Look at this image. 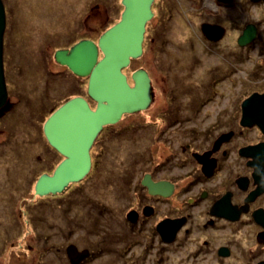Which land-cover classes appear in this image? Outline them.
<instances>
[{
    "label": "rangeland",
    "instance_id": "374dc122",
    "mask_svg": "<svg viewBox=\"0 0 264 264\" xmlns=\"http://www.w3.org/2000/svg\"><path fill=\"white\" fill-rule=\"evenodd\" d=\"M6 1L16 5V10L9 15L4 37L9 104L0 116V264H70L65 247L74 239L84 245L83 238L93 252L96 242L105 250L89 264H155L157 243L153 239L147 241L141 235L131 251L124 248L129 243L122 236L127 233L123 210L134 192H129L127 184L134 175L126 170L137 161L131 167L136 171L140 160L146 161L150 155L166 160L179 149L182 139L173 133L176 129L166 134L160 131L163 117L159 113L179 106L178 112L183 109L178 117L181 122L183 117L195 120L217 83L228 75L227 52L224 57L200 40L196 16L187 3L193 0H156L154 7L162 9L160 23L167 24L161 40L152 45L158 27L155 18L146 31L143 55L125 69L128 75L137 69L150 73L155 104L149 110L130 113L133 115L122 125L113 124V135L105 129L94 149V153L104 150L103 155L85 180L56 198L40 199L34 191L36 181L56 166L59 157L47 143L44 124L70 96L87 93V78L77 77L57 63L56 50L85 37L97 41L119 21L122 0ZM45 7L52 11L50 16L42 15ZM88 9H92L91 16L84 19ZM219 88L231 90L232 86L221 82ZM235 90H241L240 84ZM227 101H214L210 107L215 109ZM147 165L141 164L143 169ZM179 171L174 168L172 177ZM136 177L140 179L141 171ZM131 181L135 183L133 178ZM134 198L136 206L140 199L136 193ZM169 206L182 214L183 193L174 195L166 208ZM66 227L73 231L68 238L62 232ZM168 248L170 258L159 264H183V250Z\"/></svg>",
    "mask_w": 264,
    "mask_h": 264
},
{
    "label": "flooded vegetation",
    "instance_id": "af4514ba",
    "mask_svg": "<svg viewBox=\"0 0 264 264\" xmlns=\"http://www.w3.org/2000/svg\"><path fill=\"white\" fill-rule=\"evenodd\" d=\"M122 2L123 0L119 21L125 9ZM155 2L156 0L152 6V20H158V27H155L156 33L151 39L154 46L161 40V31L167 25L160 23L158 15L162 9L156 10ZM187 3L196 16L200 40L205 44L210 43L224 57L223 53L227 52L230 62L228 75L217 83L210 98L198 109L195 120L183 117L181 122L178 117L183 109L180 108L178 112L179 106L169 108L167 112L160 111L159 114L163 117V127L160 129L162 134L176 129L173 133L180 136L182 143L166 160H155L153 155L144 157L146 161L140 160L136 171L131 170V167L137 161L129 164L130 168L126 173L132 172L134 177L131 176L127 184L129 192H134L127 202V208L123 210L122 222L127 233L122 236H125L129 243L124 248H128L127 252L131 251L143 235L146 240L151 238L157 243L153 254L155 264H159L163 258H170L168 247L172 246L183 250V264H264V0H193ZM4 4L9 26V15L14 13L16 5H10L11 1L6 0ZM91 11L92 9H88L83 18H90ZM43 13L50 16L52 11L45 7L42 15ZM152 20L147 23L146 31ZM165 21L167 23V19ZM247 28L254 29L255 36L245 45H241L239 39ZM146 34L147 32L144 43ZM85 39L89 38L85 37L79 41ZM98 40L92 41L98 43ZM79 41L59 49L69 50ZM64 67L70 71L68 67ZM216 68L218 67L215 66L214 69ZM131 75L127 74L129 83L133 85ZM84 78H87V93L70 96L68 100L81 96L95 110L97 103L88 95L89 77ZM150 78L153 97L147 110L151 109L156 101L154 81L151 76ZM221 82L231 85L232 89H220ZM237 83L240 84L241 90H235ZM221 99L228 101L224 104L218 102L219 107L215 109L210 107L214 101ZM244 103L247 119L243 122ZM132 115L124 114L118 123ZM112 126L114 125L105 126L94 142L90 151L91 170L96 169L100 156L103 155L104 150L94 153V149L100 145L101 134L108 128L113 135ZM47 143L59 157L56 166L42 175H53L65 157L53 148L48 140ZM171 157L174 160H171ZM145 162L148 165L143 169L141 164ZM174 168L180 171L175 172L177 176L172 177ZM140 171L141 177L138 179L136 174ZM132 178L135 183L131 181ZM145 181L154 184L168 183L174 186V191L170 197L152 195L144 184ZM73 184H70L64 193ZM179 192L183 193L182 214L177 213V209H171V206L166 208V204L170 205V200ZM135 193L140 199L136 206L132 204ZM46 196L56 198L58 195ZM46 196L39 197L43 199ZM132 211L136 213L134 222L128 218ZM179 218H183V226L173 244L168 245L169 242H165L157 231V226L166 219ZM62 232L67 238L73 234L68 227L62 228ZM83 239L84 245L76 239L66 245L64 253L70 264H89L105 253L99 242L95 245L93 243L96 250L93 252L89 241ZM71 245L78 251L74 259L68 254Z\"/></svg>",
    "mask_w": 264,
    "mask_h": 264
},
{
    "label": "water",
    "instance_id": "95a60500",
    "mask_svg": "<svg viewBox=\"0 0 264 264\" xmlns=\"http://www.w3.org/2000/svg\"><path fill=\"white\" fill-rule=\"evenodd\" d=\"M122 3L125 9L121 21L106 30L98 43L85 39L69 50L59 49L55 53L56 61L73 74L89 77L88 95L97 106L93 110L85 98L73 97L46 120L45 137L65 159L53 175L44 174L39 178L35 187L39 196L62 193L70 184L85 179L92 167L90 151L104 127L118 123L124 114L146 110L152 102L149 73L145 69L136 70L131 75V85L124 70L133 59L143 55L146 26L154 17V0H123ZM6 24V8L0 0V116L9 104L4 65ZM254 36L255 30L247 28L239 43L245 45ZM243 107L244 122L247 119L245 103ZM144 184L152 195L170 197L174 191L173 185L164 182L145 181ZM135 216L132 211L128 218L134 222ZM182 226L183 218L166 219L158 224L157 231L165 242H172ZM68 254L71 259L76 258L77 248L69 246Z\"/></svg>",
    "mask_w": 264,
    "mask_h": 264
},
{
    "label": "trees",
    "instance_id": "16d2710c",
    "mask_svg": "<svg viewBox=\"0 0 264 264\" xmlns=\"http://www.w3.org/2000/svg\"><path fill=\"white\" fill-rule=\"evenodd\" d=\"M71 73H72V72H71ZM72 74H73V73H72ZM74 75H75V74H74ZM76 76H77V75H76ZM77 77H80V76H77ZM60 106H61V105H60ZM60 106H59V107H60ZM59 107H58V108H59ZM58 108H57V109H58ZM57 109H56V110H57ZM56 110H55V111H56ZM55 111H54V112H55ZM50 116H51V115H50ZM48 118H49V117H48ZM43 131H44V130H43ZM44 135H45V134H44Z\"/></svg>",
    "mask_w": 264,
    "mask_h": 264
}]
</instances>
